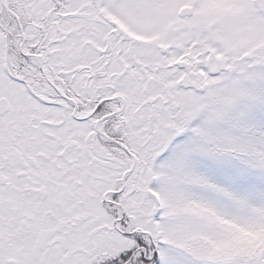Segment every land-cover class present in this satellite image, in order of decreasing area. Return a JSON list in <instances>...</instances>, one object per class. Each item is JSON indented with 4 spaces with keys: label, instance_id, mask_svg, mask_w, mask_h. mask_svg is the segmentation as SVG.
Masks as SVG:
<instances>
[{
    "label": "snow or ice",
    "instance_id": "snow-or-ice-1",
    "mask_svg": "<svg viewBox=\"0 0 264 264\" xmlns=\"http://www.w3.org/2000/svg\"><path fill=\"white\" fill-rule=\"evenodd\" d=\"M0 264H264V0H0Z\"/></svg>",
    "mask_w": 264,
    "mask_h": 264
}]
</instances>
